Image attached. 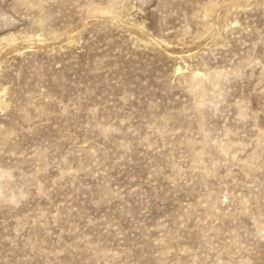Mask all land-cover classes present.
<instances>
[{
	"label": "rangeland",
	"instance_id": "1",
	"mask_svg": "<svg viewBox=\"0 0 264 264\" xmlns=\"http://www.w3.org/2000/svg\"><path fill=\"white\" fill-rule=\"evenodd\" d=\"M0 264H264V0H0Z\"/></svg>",
	"mask_w": 264,
	"mask_h": 264
}]
</instances>
